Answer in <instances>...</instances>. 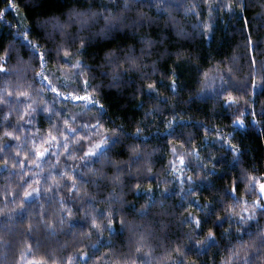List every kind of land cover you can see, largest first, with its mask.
<instances>
[{"label": "trees", "instance_id": "1", "mask_svg": "<svg viewBox=\"0 0 264 264\" xmlns=\"http://www.w3.org/2000/svg\"><path fill=\"white\" fill-rule=\"evenodd\" d=\"M0 66V264H264V0H0Z\"/></svg>", "mask_w": 264, "mask_h": 264}, {"label": "rangeland", "instance_id": "2", "mask_svg": "<svg viewBox=\"0 0 264 264\" xmlns=\"http://www.w3.org/2000/svg\"><path fill=\"white\" fill-rule=\"evenodd\" d=\"M105 147L104 143L103 142H99L98 144H96V146L91 150L89 151V155L92 156V155H96L97 153H99L100 151L103 150V148ZM262 198L264 200V191L262 192Z\"/></svg>", "mask_w": 264, "mask_h": 264}, {"label": "snow or ice", "instance_id": "3", "mask_svg": "<svg viewBox=\"0 0 264 264\" xmlns=\"http://www.w3.org/2000/svg\"><path fill=\"white\" fill-rule=\"evenodd\" d=\"M66 55H67V53H66ZM0 70H3L2 69V66H0ZM150 87H151V85H150ZM86 97H77V99H85ZM231 99V98H230ZM181 162H183V159L181 158ZM233 190H235V188L233 189ZM261 190L262 191H264V185H261Z\"/></svg>", "mask_w": 264, "mask_h": 264}]
</instances>
